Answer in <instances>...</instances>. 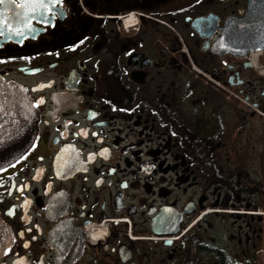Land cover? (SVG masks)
I'll return each mask as SVG.
<instances>
[{
    "label": "flooded vegetation",
    "instance_id": "flooded-vegetation-1",
    "mask_svg": "<svg viewBox=\"0 0 264 264\" xmlns=\"http://www.w3.org/2000/svg\"><path fill=\"white\" fill-rule=\"evenodd\" d=\"M252 1L59 0L0 37L38 124L0 264H264V49L223 42Z\"/></svg>",
    "mask_w": 264,
    "mask_h": 264
},
{
    "label": "water",
    "instance_id": "water-1",
    "mask_svg": "<svg viewBox=\"0 0 264 264\" xmlns=\"http://www.w3.org/2000/svg\"><path fill=\"white\" fill-rule=\"evenodd\" d=\"M228 40L235 51L247 45L264 49V0H253L244 19L230 25L229 35L223 39L226 47ZM37 133V116L25 90L0 81V171L30 151Z\"/></svg>",
    "mask_w": 264,
    "mask_h": 264
},
{
    "label": "snow or ice",
    "instance_id": "snow-or-ice-1",
    "mask_svg": "<svg viewBox=\"0 0 264 264\" xmlns=\"http://www.w3.org/2000/svg\"><path fill=\"white\" fill-rule=\"evenodd\" d=\"M6 2H8V0H0V5H4ZM11 3L15 4L16 0H11ZM58 3L59 0H21V2L16 5L17 11L11 16L0 13V37L7 34L9 39L13 36L24 38L26 33L35 31L32 21L36 16L39 15L43 17L45 12H50L52 6ZM5 11H7V9H5ZM44 22L48 23L47 20ZM21 42H23L22 39ZM93 135H95V133Z\"/></svg>",
    "mask_w": 264,
    "mask_h": 264
},
{
    "label": "rangeland",
    "instance_id": "rangeland-1",
    "mask_svg": "<svg viewBox=\"0 0 264 264\" xmlns=\"http://www.w3.org/2000/svg\"><path fill=\"white\" fill-rule=\"evenodd\" d=\"M237 101H239L238 99H236ZM245 104V103H244ZM246 106H248L247 104H245Z\"/></svg>",
    "mask_w": 264,
    "mask_h": 264
}]
</instances>
